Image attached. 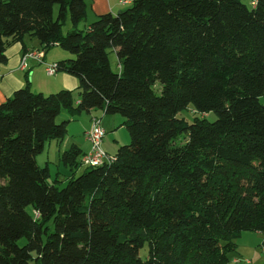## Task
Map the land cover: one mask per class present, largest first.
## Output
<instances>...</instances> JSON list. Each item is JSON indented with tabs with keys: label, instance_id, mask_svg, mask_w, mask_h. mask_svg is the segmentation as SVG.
<instances>
[{
	"label": "trees",
	"instance_id": "obj_1",
	"mask_svg": "<svg viewBox=\"0 0 264 264\" xmlns=\"http://www.w3.org/2000/svg\"><path fill=\"white\" fill-rule=\"evenodd\" d=\"M252 1L132 0L81 30L86 0H0V64L30 34L68 54L46 75L77 80L75 97L26 82L0 104V264H227L242 232L264 235V0ZM93 109L122 117L130 141L77 176L82 150H62L60 187L36 156Z\"/></svg>",
	"mask_w": 264,
	"mask_h": 264
},
{
	"label": "crops",
	"instance_id": "obj_2",
	"mask_svg": "<svg viewBox=\"0 0 264 264\" xmlns=\"http://www.w3.org/2000/svg\"><path fill=\"white\" fill-rule=\"evenodd\" d=\"M131 1L132 0H86V16L84 19L88 20L90 13H92V20H88L90 21V24L101 14L107 12L115 14L119 12L126 7L123 5L128 6ZM43 46L44 45L40 43L37 37L30 34H25L20 41L14 42L7 47L5 52L6 62L0 64V104L10 97L15 90L24 86L26 82H28L30 89L34 92L51 93L63 88L76 90L77 80L72 75L57 71L55 74L48 76L44 70V62L53 63L60 58L66 57L68 55L66 51L61 49L60 46L56 44H53V46L50 48H44ZM29 50H42L44 52L42 62H39L33 58H29L28 67L22 69L20 67L21 57L24 52ZM90 112L91 113H86L87 116L85 119H81L83 137L79 140L80 143L75 141V136L72 134V142L69 144V146L72 144L79 146V148L82 150V153H85L89 149L90 145L84 137V132L90 127L91 117L97 116L100 118V123L105 128V134L106 132L108 134L109 132H113L112 134L106 135L109 138L108 142L105 137L102 138L100 147H102V150L105 151L107 155L114 154L117 150V147L119 146V143L121 142V140L113 138L114 136L118 135V131L122 128L121 119L117 117V115H103L104 113L100 115L97 113L98 111H96V109H93ZM81 115L82 113L78 116L81 117ZM110 139H113L114 146L109 143L111 142ZM56 142L59 144L60 141L56 140ZM87 144L88 147L86 150H84L83 146ZM102 144H104V148ZM66 148H64V150ZM66 176L67 175H65V178ZM242 233L238 238L243 236ZM254 234L253 245H256L260 248H258V252L256 249L255 251L252 250L251 257L255 259L262 258L264 260V255L261 249V246H264V235L260 232H254ZM236 249H238V247H236Z\"/></svg>",
	"mask_w": 264,
	"mask_h": 264
},
{
	"label": "rangeland",
	"instance_id": "obj_3",
	"mask_svg": "<svg viewBox=\"0 0 264 264\" xmlns=\"http://www.w3.org/2000/svg\"><path fill=\"white\" fill-rule=\"evenodd\" d=\"M240 1L242 3H244L246 6H248L249 8L252 7V4H251L252 0H240ZM57 6L54 7L55 8L54 13L57 12ZM123 6H127V5H123ZM92 18H93V15H92V13H90L88 20H90V19L92 20ZM88 20L83 19L82 21H80L76 26L77 29H81V30L87 29L88 28L87 25L90 22ZM61 30H62L63 34H66L69 30H71V23H70L69 17H67L64 24H62ZM53 44L57 45L56 42L52 43V45ZM108 58H109V63H110L112 70L119 71V64H118L117 55L113 49L109 50ZM48 93H50V92H48ZM45 94H47V93H45ZM76 94H77V91H73L74 97L76 96ZM259 101L264 106V94L259 97ZM190 107H191V105L188 106L186 109H183L182 111H180V113L178 114L179 117H183L188 123H190L192 121L193 113H194V111L192 109H189ZM96 111H98L97 113L100 115L103 114V111H101L99 109H96ZM103 115H109V114L104 113ZM86 116H87L86 113L83 112L81 117H79V116H74L73 118L71 117L72 121L68 124V128H67L68 134H66L64 136V138L60 140L59 144L56 142V140H50V141L46 142L42 152L36 156V161L40 166L47 164V166L49 168V172H50V180L58 178V180L62 181V182L58 183V185L60 187L65 184V179H66L65 175H67L66 177H68L71 174V172H74L73 175L77 176L78 174H80L85 169V165L80 164V165H78V167L76 169H72L70 172V170L66 169L67 167L64 166L62 160L60 159V153L62 150H64V148L68 147L69 144L72 142V136H71L72 134H74V136H75V141L80 143L79 140L82 139V137H83L82 127H81V119H85ZM204 116L210 121H212L216 118V115L214 113H211V112L206 113ZM68 117H70L69 113L66 110H62L60 112V114L56 117V121L60 122V121H62V119H66ZM117 117H119L120 119H123L119 115H117ZM112 133L113 132H109V134H112ZM107 134L108 133L106 132L104 137L106 138V140L108 142L109 138H108V136H106ZM113 138H117L118 140H121V142L119 143V146L124 145V144H128L130 141L129 134H128L125 126H122L121 130L118 131V135L114 136ZM110 140H111V142H109V143H111V145H113V143H114L113 139H110ZM89 145H90V143H89ZM102 146L104 148V144H102ZM87 147H88V144L83 146V149L86 150ZM89 149H90V147H89ZM113 155L114 154L109 155V156L113 157ZM81 156H80V158H81ZM250 233L252 234V236ZM242 234H243L242 237L236 238L235 242L237 244L238 249H235V251H233L232 253H229V255H228L229 261L227 262V264H264V260L262 258L261 259H255V258L251 257V251L252 250L255 251V249H256L258 252V248H260L256 245H253L254 244L253 235H255L254 232H243ZM25 242H26L25 238H21L18 240L19 245H23V244H25ZM263 247L264 246H261V249ZM145 252H146V249L144 248L140 251V255L144 256Z\"/></svg>",
	"mask_w": 264,
	"mask_h": 264
},
{
	"label": "built area",
	"instance_id": "obj_4",
	"mask_svg": "<svg viewBox=\"0 0 264 264\" xmlns=\"http://www.w3.org/2000/svg\"><path fill=\"white\" fill-rule=\"evenodd\" d=\"M253 4V1H252ZM44 55L42 50H29L23 53L20 60V67L25 69L28 67V58H33L40 60ZM56 70V65L51 64L46 68L48 74H53ZM105 135V128L100 123V119L97 116H92L90 120V127L84 132L85 139L90 143V149L83 153L80 161L82 164L91 166L99 165L105 162L111 161L113 157L106 154L105 151L100 147L102 138ZM262 253L264 255V247L262 248Z\"/></svg>",
	"mask_w": 264,
	"mask_h": 264
}]
</instances>
